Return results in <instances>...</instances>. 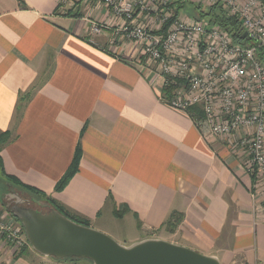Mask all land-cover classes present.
I'll return each instance as SVG.
<instances>
[{"label":"crops","instance_id":"crops-1","mask_svg":"<svg viewBox=\"0 0 264 264\" xmlns=\"http://www.w3.org/2000/svg\"><path fill=\"white\" fill-rule=\"evenodd\" d=\"M93 3L0 0V134L10 133L1 178L32 190L23 189L40 208L32 209H53L44 195L98 231L129 220L139 241L163 239L220 264H264L256 180L235 138L213 136L163 102L162 80L123 36V21ZM77 148V171L56 192ZM174 213L181 221L171 232L164 224ZM54 263L0 240V264Z\"/></svg>","mask_w":264,"mask_h":264},{"label":"built area","instance_id":"built-area-1","mask_svg":"<svg viewBox=\"0 0 264 264\" xmlns=\"http://www.w3.org/2000/svg\"><path fill=\"white\" fill-rule=\"evenodd\" d=\"M96 1L123 21V36L140 47L146 70L162 80L163 102L186 114L198 107L203 116L198 123L210 134L235 138L244 170L256 180L253 215L264 223V0H186L198 7L222 6L239 21V38L246 34L239 41L206 20L178 16L169 23L172 11L165 0ZM100 30L92 23V33ZM22 232L7 214L0 215V240L18 249L25 244Z\"/></svg>","mask_w":264,"mask_h":264},{"label":"water","instance_id":"water-1","mask_svg":"<svg viewBox=\"0 0 264 264\" xmlns=\"http://www.w3.org/2000/svg\"><path fill=\"white\" fill-rule=\"evenodd\" d=\"M246 34L240 36L244 39ZM9 213L20 221L31 249L56 260L85 259L92 264H220L211 256L163 239H144L130 246L77 224L54 209L48 212L13 206Z\"/></svg>","mask_w":264,"mask_h":264},{"label":"trees","instance_id":"trees-1","mask_svg":"<svg viewBox=\"0 0 264 264\" xmlns=\"http://www.w3.org/2000/svg\"><path fill=\"white\" fill-rule=\"evenodd\" d=\"M168 1V3L166 4V8L170 9L172 11V18L170 19L169 23L176 19L178 16H180L181 11L186 7L187 4H191L190 2L186 1V0H165ZM193 5V4H191ZM195 7V9H197V12L195 13V15L193 16V19L195 20H206L208 21V23L211 26H218L220 27L222 30L226 31L227 33H229V35L235 40V41H239V36H238V32L240 30V25H239V21L236 20L233 17H230L226 14V12L223 10V8L221 6H216V7H212V8H204L202 9L201 7H196L195 5H193ZM72 12V10H70L67 15L70 16V13ZM74 17H81L79 15L78 12L74 13ZM169 23L167 24V26L169 25ZM166 26V27H167ZM262 53V52H261ZM260 53V55H261ZM264 61V59H263ZM165 95V94H164ZM189 116L195 120L196 122L202 120L203 116L202 113L200 112L198 107H192L189 111ZM10 139V133L5 132V133H1L0 134V148ZM79 159H80V149L77 148L72 160V163L70 165V167L68 168V170L66 171V173L63 175V177L57 182L56 186H55V191L59 192L61 191L69 182V180L71 179V177L76 173L77 171V167L79 165ZM3 177V182L1 184L2 187V192L0 193L3 194L5 191H9L11 188H17V189H27L30 190L26 187H24L23 185H21L20 183H13V179L11 177L6 176L4 173L2 174ZM23 190V191H24ZM32 191V190H30ZM25 192V191H24ZM30 193V192H29ZM2 197V195H1ZM1 197H0V207H1V213L3 212H9L8 210L4 209L3 204L1 203ZM43 198H45V203L53 208L54 210H56L57 212H59L60 214L64 215L65 217L69 218L70 220H72L73 222L83 225V226H89V223L87 221H84L82 219H78L76 217H70L68 215H66L65 213L62 212V210L58 207V205L55 203V201H53L52 199L45 197L44 195H42ZM8 216L14 220L16 223H18L20 225V221L15 219L10 213H7ZM181 221V215L178 213H174L171 214L169 216V218L167 219V221L165 222L164 226L170 230L171 232L174 231V229L177 227V225L180 223ZM23 234H24V230L22 229ZM28 247L23 246L22 249H20L19 253L26 250ZM64 260L67 261H74V260H78L75 258H66ZM64 260H60V261H64ZM57 262H59L57 260Z\"/></svg>","mask_w":264,"mask_h":264},{"label":"rangeland","instance_id":"rangeland-1","mask_svg":"<svg viewBox=\"0 0 264 264\" xmlns=\"http://www.w3.org/2000/svg\"><path fill=\"white\" fill-rule=\"evenodd\" d=\"M80 1L81 0H73V3L75 4V6H74L75 9H78L80 7L79 6ZM157 1H159V0H157ZM94 2L95 3H93V4H96L97 1L94 0ZM202 9H203V7H202ZM196 12H197V9H195V7L193 5L187 4L186 7L181 11L180 17L193 19V16L195 15ZM2 182H3V179L1 178V174H0V193L2 192V187H1ZM19 190L20 189H17V188L16 189L15 188H11L9 191H5L3 194H1L2 197L0 195L1 203L3 204V200L6 198V195H7L6 193L7 192L15 193V194H18V195H21V196L25 197L26 193L23 190H20L21 192ZM4 194H6V195H4ZM0 209H1V207H0ZM4 209L8 210L5 206H4ZM3 213H5V212H3ZM7 213H9V212H7ZM7 218H9L8 214H7ZM100 232L106 234L111 239H113L115 242H117L118 244L123 245V246H130L131 244H134V242L139 241L141 239V237H144V234L137 232L135 225L133 223H131L129 220H122V221L118 222V226H117L116 230H113V231L111 230V232L109 231L107 233L103 232V231H100ZM22 234H23V232H22ZM154 234L159 235L161 233L154 232ZM23 241L25 242V244H23L18 249H13L12 248L13 251L19 252L20 249L23 248V246H26V247L31 249V247L29 246V244H28V242L26 240L25 235L23 236ZM62 260H64V259H62ZM54 264H92V263L90 261H88V260H85V259H78V260H74V261H67V260L60 261L59 260L58 263H54Z\"/></svg>","mask_w":264,"mask_h":264},{"label":"flooded vegetation","instance_id":"flooded-vegetation-1","mask_svg":"<svg viewBox=\"0 0 264 264\" xmlns=\"http://www.w3.org/2000/svg\"><path fill=\"white\" fill-rule=\"evenodd\" d=\"M9 193V194H8ZM7 194V195H6ZM6 198L3 200V205L10 210L13 206L18 205L21 207H27V208H38L36 205H34L31 200L28 197H24L15 193L7 192Z\"/></svg>","mask_w":264,"mask_h":264}]
</instances>
